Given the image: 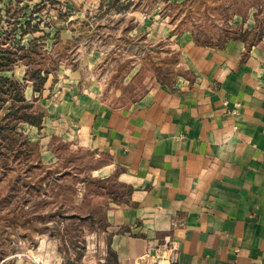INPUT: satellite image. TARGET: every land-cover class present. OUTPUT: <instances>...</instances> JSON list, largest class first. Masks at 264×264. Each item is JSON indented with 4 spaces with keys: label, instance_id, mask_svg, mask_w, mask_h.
I'll use <instances>...</instances> for the list:
<instances>
[{
    "label": "crops",
    "instance_id": "crops-1",
    "mask_svg": "<svg viewBox=\"0 0 264 264\" xmlns=\"http://www.w3.org/2000/svg\"><path fill=\"white\" fill-rule=\"evenodd\" d=\"M168 40L181 66L171 83L150 84L124 106L64 84L48 107L61 112L62 141L76 131V146L105 158V175L129 189L108 203L105 227L85 234L79 264H150L172 245L171 264H264V36L210 45L186 31ZM135 42L140 51H126L145 55L147 44ZM47 238L41 264H64Z\"/></svg>",
    "mask_w": 264,
    "mask_h": 264
},
{
    "label": "rangeland",
    "instance_id": "rangeland-1",
    "mask_svg": "<svg viewBox=\"0 0 264 264\" xmlns=\"http://www.w3.org/2000/svg\"><path fill=\"white\" fill-rule=\"evenodd\" d=\"M16 2L0 1V32L13 29L5 35L13 46L43 36L39 43L57 66L41 92L28 93L25 85L28 100L34 95L46 111L39 127L19 125L30 144L16 147L17 140L6 149L7 142L0 140V264H12L19 258L41 264L43 254L37 248H42L40 242L46 236L57 242L64 264H79L87 249L85 234L105 227L108 203L112 198L125 200L129 189L113 175H105V158L91 148L76 146V131L64 141L56 133L61 112L48 111V107L59 101L64 84L76 86L77 94L90 88L112 106L129 104L150 84L171 83L180 73L169 32L190 31L202 42H216L226 35L256 41L264 36V0ZM30 13L39 30L21 37L13 25L24 22ZM88 20L85 26L81 24ZM155 26L159 30L153 33ZM139 37L148 52L131 56L126 48L140 51L139 44L134 46ZM25 69L16 65L13 74L21 80ZM131 71L135 73L127 78ZM47 135L51 138L45 143L42 139Z\"/></svg>",
    "mask_w": 264,
    "mask_h": 264
},
{
    "label": "trees",
    "instance_id": "trees-1",
    "mask_svg": "<svg viewBox=\"0 0 264 264\" xmlns=\"http://www.w3.org/2000/svg\"><path fill=\"white\" fill-rule=\"evenodd\" d=\"M16 1L18 5L22 0ZM3 10L8 13L9 6ZM33 18V13H30L24 22L15 21L13 26L18 28L14 30L18 29L21 37L26 34L36 33L39 27L38 22L32 24L31 20ZM87 23L90 22H82L81 24L85 26ZM11 30L13 29L10 28L9 31L0 32L2 36H0V140L7 142L6 149H11L10 147L17 140H19V145L16 147L24 148L30 144L27 137L20 131L19 125L30 124L39 127L46 111L40 106L35 97L31 100L26 99L24 94L25 85L30 83L34 92H41L49 73L57 66L55 60L49 61L42 49V45L39 43L43 36L33 37L26 45L19 43L13 46L7 41L8 37L5 36ZM192 35L196 42L210 45H221L228 39L243 38V36L232 37L226 35L216 42H202L195 34ZM20 64L26 67L21 80L13 74L14 67Z\"/></svg>",
    "mask_w": 264,
    "mask_h": 264
},
{
    "label": "built area",
    "instance_id": "built-area-1",
    "mask_svg": "<svg viewBox=\"0 0 264 264\" xmlns=\"http://www.w3.org/2000/svg\"><path fill=\"white\" fill-rule=\"evenodd\" d=\"M235 110L236 109H233L232 111H235ZM174 250H175V248L172 245V248L167 249V251H169V253L165 257H163L162 261L161 260H158V261L155 260V261L150 262V264H171V262H174L177 258V254L175 253Z\"/></svg>",
    "mask_w": 264,
    "mask_h": 264
},
{
    "label": "bare ground",
    "instance_id": "bare-ground-1",
    "mask_svg": "<svg viewBox=\"0 0 264 264\" xmlns=\"http://www.w3.org/2000/svg\"><path fill=\"white\" fill-rule=\"evenodd\" d=\"M167 251H166V249L164 248H162V251L160 252L159 250H157V252H155V254H154V257H155V259L153 260V261H155V260H161L162 261V259H163V257H165L166 255H167Z\"/></svg>",
    "mask_w": 264,
    "mask_h": 264
}]
</instances>
